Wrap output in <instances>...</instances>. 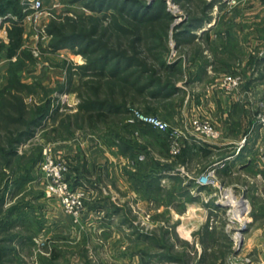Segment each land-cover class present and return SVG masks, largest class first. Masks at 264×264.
<instances>
[{"label":"rangeland","instance_id":"1","mask_svg":"<svg viewBox=\"0 0 264 264\" xmlns=\"http://www.w3.org/2000/svg\"><path fill=\"white\" fill-rule=\"evenodd\" d=\"M41 1L44 7L43 14L37 18L36 22L26 18L25 15L22 23L24 27L22 47L33 54L35 61L28 62L19 72V77L21 82L29 85L37 84L34 86V92L24 94V101L30 104L40 101L43 97L58 95L56 103L59 104V110L62 112H74L80 101L79 92L83 90V87L79 86L78 74L76 75L74 69L76 65L84 63L85 58L82 54L75 53L67 47L56 51L48 49L47 45L50 35L47 33V27L51 20L61 19L65 14L76 17L81 12L90 13V11L80 2H71L69 0ZM152 1L148 0L150 3ZM165 1L166 9L173 16L167 33V45L169 47L167 59L180 58V67L183 71L182 75H179L180 77L177 79L176 84H181L182 79L189 74L191 66L196 63L204 66L206 64L211 65V71H214L215 77H221L224 74L240 75L242 84L238 89L247 86L252 75H264L263 66L260 71L256 69V65L259 64L257 60L264 56V0ZM204 2H211L212 5L202 10L205 6ZM203 13L210 18L201 28L193 30L196 36L191 40L176 45L173 37V27L185 21L189 14L201 16ZM5 23L8 25L7 21ZM4 25H0V43L8 41L7 33L3 32L6 31V26ZM200 48L203 50L201 53L204 54V58L202 54H197ZM4 53L5 51H0V87L6 82V75L8 74L6 70L8 60L5 59ZM14 59L15 56H13L12 60ZM69 62L72 63L71 67L68 66L72 73L71 77L65 65ZM60 83H63L68 88L67 91L57 92V87ZM219 90L225 92L221 89ZM180 91L181 89L177 93L180 94ZM238 99L244 101L245 98L238 97ZM245 101L249 107L248 113L251 121L256 123L254 115L256 109L264 108V99H246ZM173 104L178 103L177 101H171L164 102L161 105L152 102L148 104L138 101L129 102L127 103L128 114L126 122L129 124L141 123L139 121H128L129 109L135 108L144 113L158 116L166 121L170 127H179L161 117V114L166 112L164 110L169 111L170 106H173ZM147 105L155 106V109L149 111ZM205 110L202 112L206 115H195L190 120L194 117H205L213 123L212 117H208ZM49 122L50 120L48 119L47 124ZM47 126L49 127L50 125L48 124ZM119 130L118 128L117 131ZM47 131L46 136H44V128L37 129L29 140L19 146V151L25 153V161L29 162L31 157H38L43 147L46 144H51L55 158L65 161L68 165L67 173H65L66 179L69 181L68 177L74 178L76 175H82L83 179L79 178L76 180L80 184L74 183L71 179L70 181L72 186L78 187L81 185L86 188V205H91L94 200L97 201L96 198H98L99 193L98 183L103 184L101 187L102 194L99 193V195L110 198L113 207H115L114 201L117 202L120 208L117 213L118 218H116V221L108 220V215L98 210V216L100 217V219H97L98 222L109 223V230H106V232L100 231V224L98 226L95 223L86 225L82 218L80 223H74L72 220L67 224L57 222L58 224L49 228L46 226L42 236L38 238L37 244L35 246L32 245L35 247L34 252L42 250L46 255L38 256V258L36 256L35 259L31 257L30 249H25L23 251L25 260L15 255L13 261L8 264H197L198 258L204 251L216 257V260L214 258L210 260L212 264H264V182L254 179L246 180L243 176L233 175L226 179L227 183H223L215 173L217 180L220 182V188L209 184L205 185L213 195L212 204L206 208L207 214L202 216L199 211H197L195 217L188 214L189 216L186 217L189 218L183 225L185 231L181 232L178 229L179 225H177L178 219L174 220L168 209L160 210L152 205L148 207L140 206L131 201L132 199H130L132 207L128 208L130 207L129 201L125 200V198L115 197L119 195L121 197L120 191H115L116 193L114 192L111 195L104 192V190L110 192L111 190L119 189L122 185H119L118 181L112 176L97 173V168H93L90 155L83 148L84 146L86 149L90 148L91 143L88 142H91V140H95L97 145L99 142L103 147L109 148L115 145L103 143L102 140L98 139L97 133L91 132L87 127L76 128L73 136L65 137L64 139L53 137V132L47 133ZM164 133L167 135V132ZM119 135L122 141L126 140V142H129L132 137L137 139L139 133H137L135 128L131 129L130 133L124 135L120 132ZM117 139L119 140V137ZM67 140H71L73 143L79 144V146L81 143L83 145V141H87V145L81 146L78 151L79 154L81 153L79 158L57 152L56 143ZM84 167H88L87 171L85 170L87 173H74L77 169L82 170ZM35 171H37L36 166L33 167V172L29 173L32 176V180L21 182L15 191L8 193V199L5 200L7 207L15 204V202L21 205H26L29 202L38 205L40 208L44 207L45 203L50 206L52 203H56L54 200L47 202V199H56L61 205L57 196H46L45 181L39 172ZM200 173H193L192 178H194V181ZM129 174L124 173L128 177ZM254 174L248 171L246 175L252 178L255 176ZM20 175L22 173H19V171L15 173H0V199L4 195L7 184L12 188L11 183H15L14 181L20 179ZM129 188H133L131 180ZM164 195H155V200H152L154 202L153 205L158 204V202L166 203V196ZM219 198H224L227 204L217 206L215 201ZM242 199L246 201L247 207H245L244 203H241ZM112 206L111 209L113 210L111 211H114ZM6 208L0 205V219L3 217L4 209ZM243 208L245 209L244 211ZM63 212L69 215L64 210ZM30 213L31 211L28 210L25 217L19 219L38 216V223H42L43 219L47 223L48 217H50L47 216L45 210L43 212L39 210L37 214L34 212ZM102 213L103 215H101ZM121 221H124V223ZM126 222L128 226H126ZM205 224H207L205 230L208 231L209 235L205 233ZM34 227L37 228L32 225L27 229H23L31 233L35 229ZM134 228H138L148 234L154 233L157 238L163 235V230H167L168 232L158 241L159 243L171 245L172 250L170 251L169 249L167 251L163 247L148 248L146 242L136 240L134 235L130 234ZM11 230H13V227L8 231L0 227V237L10 233ZM239 235L240 239H238ZM120 236L124 238L121 239ZM114 237L116 240L113 239ZM0 250L8 253V251L5 252L3 242L0 244ZM140 251L159 254L170 253L175 258L179 257L180 259L183 258V260L174 261L171 259L164 261L162 259H152L151 262L144 263V260L142 261L138 255ZM52 253L55 254V257ZM185 255L188 257L186 262L184 259ZM0 264L7 263L0 261Z\"/></svg>","mask_w":264,"mask_h":264},{"label":"trees","instance_id":"2","mask_svg":"<svg viewBox=\"0 0 264 264\" xmlns=\"http://www.w3.org/2000/svg\"><path fill=\"white\" fill-rule=\"evenodd\" d=\"M69 1L80 2L90 13L81 12L76 17L65 14L61 19L51 20L47 27V33L50 35L47 47L53 51L67 47L85 58L84 63L76 65L74 69L76 75L78 74L79 86L83 87L79 92L80 101L74 112L59 110V104L56 103L58 95L43 97L40 101L30 104L24 101V94L34 92V86L37 85L21 82L19 77L21 69L28 62L35 61L33 54L22 47V23L28 10L24 9L22 0H0L1 23L4 20L8 22V41L0 43V51H5V59L8 60L6 82L0 87V173H22L20 179L11 183L12 186L19 187L21 182L32 180L29 173L33 172L41 154L36 158L31 157L27 163L25 153L19 151V146L29 140L37 129L44 128V136L48 130L47 133L53 132V137L64 139L73 136L76 128L87 127L91 132L97 133L98 139L103 143L115 145L122 153H126L128 148L132 147L128 141H122L119 134L122 132L125 135L130 133L131 129L137 128L136 124L126 122L127 103L138 101L162 105L180 90L176 82L183 73L181 60L167 59V33L173 16L166 9L165 0H153L151 3L148 0ZM204 5L202 10L212 3L207 2ZM209 18L205 13L201 16L189 14L185 21L173 27L176 45L194 38L196 35L193 30L201 28ZM202 51L201 48L198 49L197 54H202L204 58ZM65 65L71 77L69 67L72 63ZM202 66L204 65L199 64L198 68ZM67 89L60 83L57 92L61 93ZM147 108L152 111L155 106L147 105ZM130 155L134 156L133 153ZM129 178L133 182V188L148 200H155V195L165 194L166 203H171L174 200L175 188L182 190L183 206L186 201L192 199L187 193V188L195 183L194 179L182 184V180L177 178L170 188H164L159 183L160 173H130ZM68 179L80 184L76 181L79 179L77 175ZM6 187H9V184ZM3 200L4 195L0 199V205H3ZM29 204L27 202L26 205H21L15 202L4 209L0 220L19 219L24 217L28 210L33 213ZM19 205L21 210H18ZM118 211L114 209L110 214ZM6 223L7 221L5 225ZM2 225L0 221V227L4 228L5 225ZM206 228L207 224L204 225V230ZM166 232L168 231L163 230V235ZM205 233L209 235L207 230ZM130 234H133L136 240L146 242L148 248L163 247L167 251L172 250L171 245L159 243L158 239H162L163 235L157 238L154 233L148 234L138 228H134ZM1 242L8 253L0 250V261L11 263L18 254L10 247L9 242L3 240L0 244ZM184 243L187 244L186 241ZM53 255L55 257V254ZM138 255L144 263L151 262L152 259L183 260L170 253L140 251ZM187 258L185 255V262ZM212 258L216 260V257L204 251L197 264H212Z\"/></svg>","mask_w":264,"mask_h":264},{"label":"crops","instance_id":"3","mask_svg":"<svg viewBox=\"0 0 264 264\" xmlns=\"http://www.w3.org/2000/svg\"><path fill=\"white\" fill-rule=\"evenodd\" d=\"M5 22V20L2 21L0 25H4ZM4 26H7V24L5 23ZM3 32L5 33L6 31ZM257 63L259 64L256 65V69L260 71L262 66L264 68V56L258 59ZM198 67L199 64L197 63L191 66L189 74L182 79L181 84H177L181 89V93L174 94L166 102L177 101L178 104L170 106L169 111L164 110L166 112L162 113L161 117L184 128L188 125L192 116L206 115L202 112L206 108L207 116L212 117L211 119L215 127L221 133L219 139L215 141L205 140L199 136L187 133V137L182 140L181 151L177 155H172L169 151L168 141L164 132L144 123H136L137 128H139H136L139 136L137 139L131 138L129 146L132 148L129 147L126 153H122L117 146H111L109 148L103 147L99 142L97 145L95 140L88 142L91 143L90 148H87L88 150L84 146L87 145V141H83V145L81 143L80 146L71 140L56 143L58 153L67 154L68 156L70 155L76 158L80 157L81 153L79 154L78 151L81 146H84L83 149L88 152L92 160L94 166L92 167L97 168L96 172L112 176L118 181L119 185H122L120 187L117 185L119 189L111 190L110 192L104 190V192L111 195L115 191H120L121 197L120 195L115 197L125 198V200L129 201L130 207L128 208L132 207L130 202V199H132L131 201H134L140 206L148 207L152 205L154 208L156 207L160 210L168 209L174 220H179V222L177 220V225H179L180 228L178 227V229L181 232L185 231L183 225L189 218L186 217L189 216L188 214L194 217L197 215V211L202 216L207 214L206 208L213 202V195L210 193L209 188L192 183L187 188V193L192 196V199L186 201L184 206L182 205V201L184 200L182 190H177L176 188L173 202H158V204L153 205L154 202L152 200L142 197L137 190L129 188L130 178L125 176L124 173H160V185L164 188H170L174 179L179 178L182 180V184L187 183L190 179H194L192 178L193 173H200V171L213 165L215 167V173L223 183H227L226 179L233 175L243 176L246 180L254 179L264 182V164L260 162L258 153V147L264 137L263 130L258 124L251 121L248 113L249 107L245 101L246 99H264V75H252L250 77L251 79H249L250 81H247V86L244 88L241 87L233 93H226L219 90L220 88L217 84L219 77H215L214 71H211V65L206 64L202 68ZM238 97L245 99L243 101L238 99ZM131 153L134 156H131ZM84 168L82 170L77 169L74 173H87L85 170L88 167ZM248 171L255 173V176L252 178L247 176ZM78 178H82V175H78ZM102 185L98 183V187L100 188H98V191L100 194H102ZM7 188L3 193L4 208L8 206L5 203V200L8 199V193L15 191L17 187L13 185L12 188L10 186ZM99 193L98 198H96L97 201L94 200V203L91 204L92 206L90 204L86 205L82 220L85 221L86 225L95 223L98 226L100 224V231L106 232V230H109V223L98 222L97 219H100L98 210L106 213L108 220L114 221L118 218V212L110 214L111 210H113L111 209L112 201L106 196L99 195ZM246 193L248 192L246 191ZM51 200L56 201V203H52L51 206L45 203V206L42 208L35 204H29L35 214L39 210L42 212L44 210L46 211L47 216H50L48 217L47 223H45L44 219L42 223H38V216L33 218L31 216L30 218L0 220L3 225L7 221L4 226L7 231L13 227L10 233L0 237V241L5 240L9 242L10 247H13L14 252L23 260H25V253L23 252L25 249H30L31 257L35 259L36 256L38 258V256L46 255L42 250L34 252V246L37 244L38 238L42 236L44 227L48 226L49 228L50 226L58 224L57 222L67 224L72 221L70 215L63 212L59 201L56 199H47V202ZM114 203L115 207H112L120 210L117 202L114 201ZM23 208L25 210L27 209L25 207ZM18 210H21L20 205L18 206ZM32 225L37 228L34 227L35 229L31 233L23 229H27ZM126 226H128L127 222ZM120 237L121 239L124 238L122 236ZM42 253L43 255H41Z\"/></svg>","mask_w":264,"mask_h":264},{"label":"built area","instance_id":"4","mask_svg":"<svg viewBox=\"0 0 264 264\" xmlns=\"http://www.w3.org/2000/svg\"><path fill=\"white\" fill-rule=\"evenodd\" d=\"M24 9L29 12L26 18L36 22L43 14V5L41 0H22ZM1 23V20H0ZM218 87L225 92L236 91L242 84V77L238 74H224L218 79ZM254 119L256 124L263 130L264 133V108L256 109ZM128 121H139L151 126L162 132H167L170 153L177 155L182 148V140L187 137V133L199 136L201 139L215 141L220 138V132L217 128L205 117H194L188 122L184 128L170 127L169 124L160 119L156 115L144 113L138 109L130 108ZM259 160L264 164V139L258 147ZM36 169L45 181L46 196H57L60 199L63 210L67 212L74 223H80L86 207L87 190L83 186H72L65 177L68 165L65 161L56 159L53 155V146L46 144L42 151L41 157L36 164ZM197 185H211L220 188V182L215 175V167L209 166L205 168L195 179ZM229 196V195H228ZM233 196V194H232ZM217 206L226 205V200L219 198L215 201ZM241 203L246 205L244 199ZM244 207V208H245ZM243 208V211L245 210ZM242 211V212H243ZM240 239V235L239 238Z\"/></svg>","mask_w":264,"mask_h":264},{"label":"bare ground","instance_id":"5","mask_svg":"<svg viewBox=\"0 0 264 264\" xmlns=\"http://www.w3.org/2000/svg\"><path fill=\"white\" fill-rule=\"evenodd\" d=\"M235 215V214H234Z\"/></svg>","mask_w":264,"mask_h":264},{"label":"water","instance_id":"6","mask_svg":"<svg viewBox=\"0 0 264 264\" xmlns=\"http://www.w3.org/2000/svg\"><path fill=\"white\" fill-rule=\"evenodd\" d=\"M241 241V240H240Z\"/></svg>","mask_w":264,"mask_h":264}]
</instances>
